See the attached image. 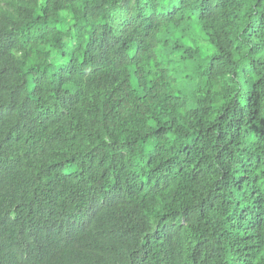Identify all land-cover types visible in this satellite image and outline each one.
I'll return each mask as SVG.
<instances>
[{"label": "trees", "instance_id": "1", "mask_svg": "<svg viewBox=\"0 0 264 264\" xmlns=\"http://www.w3.org/2000/svg\"><path fill=\"white\" fill-rule=\"evenodd\" d=\"M0 264H264V0H0Z\"/></svg>", "mask_w": 264, "mask_h": 264}]
</instances>
